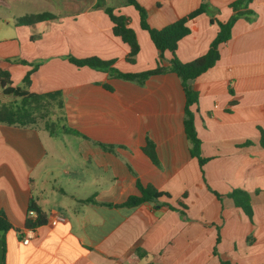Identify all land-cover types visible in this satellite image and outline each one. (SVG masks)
<instances>
[{
    "label": "crops",
    "instance_id": "1",
    "mask_svg": "<svg viewBox=\"0 0 264 264\" xmlns=\"http://www.w3.org/2000/svg\"><path fill=\"white\" fill-rule=\"evenodd\" d=\"M136 1L149 26L159 29L206 2L225 22L234 0ZM95 4L0 0V69L12 86L22 87L32 66L18 61L40 62L27 92L59 91L64 123L79 132L61 131L60 143L59 133L38 125L0 123V214L13 228L1 234L3 264H219L214 247L235 264H264V148L258 130H264V0H252L254 19L234 23L218 61L193 81L194 127L208 159L202 169L190 155L176 74L152 75L139 84L66 59L114 60L123 73L156 67L157 51L137 11L124 0H105L136 34L139 51L131 64L125 60L128 46L112 34L109 17ZM41 13L54 18L30 27L15 24ZM187 26L190 33L175 52L184 63L205 54L218 31L205 13ZM164 57L167 65L170 54ZM147 142L155 162L143 151ZM137 184L170 197L122 205L139 195ZM234 189L249 195L252 222L226 196ZM30 202L46 215V223L34 229L24 228Z\"/></svg>",
    "mask_w": 264,
    "mask_h": 264
},
{
    "label": "trees",
    "instance_id": "2",
    "mask_svg": "<svg viewBox=\"0 0 264 264\" xmlns=\"http://www.w3.org/2000/svg\"><path fill=\"white\" fill-rule=\"evenodd\" d=\"M125 5L132 6L138 13L139 26L142 30L146 31L149 38L157 51L156 67L140 73H123L113 67L114 60L105 61L97 57H88L83 59H77L72 56H67L66 59L77 67H89L91 69L101 71L109 76L117 77L127 81L137 82L142 84L148 77L152 75H161L165 73H174L181 81V85L184 91V118L183 128L184 133L191 143L190 155L197 159L200 169L208 161L204 158L200 150V140L197 137L194 127V112L191 107L197 103L198 92L195 89L194 84L189 85V80L194 81L198 76L205 73L212 68L219 59V46L220 44L228 41L230 38L231 28L234 23L243 18L247 21H252L255 17V13L248 8L252 0H234L228 7L231 9V15L225 22L217 20L215 17L216 9L211 10L210 5L201 3L199 7L189 12L188 14L176 18L169 22L162 28L156 29L149 26L147 23V11L138 4L136 0H124ZM96 7H103L104 12L109 17L112 23V34L119 37L127 46L128 52L125 56V60L128 63H134L135 56L139 51V44L136 34L133 29L129 27L128 18L124 15L117 14L113 8L105 6V0H96ZM205 13L209 16V22L211 24H217L218 31L215 37L209 44V47L205 54L189 61L181 62L176 57V49L178 42L190 33V29L187 26V22L196 17L199 14ZM54 16L50 13L30 14L24 15L16 19L15 24L18 26H34L35 24L53 19ZM165 52L170 54V58L165 64ZM22 64H29L32 66L31 70L27 72L22 80V87L12 86L9 73L0 69V91L2 95L12 98L8 103L0 104V123L7 125H13L18 127H29L38 124V120L46 119V130L53 133V125L56 123L58 128L67 133L79 135V132L68 127L64 123V117L61 114L63 108V102L61 93L59 91L48 92L44 94L29 93L26 87L30 83L31 73L39 66L40 62L27 63L19 60ZM51 114L55 115L54 120L47 119ZM259 130V143L264 148V130ZM252 143L247 141L244 145L249 146ZM144 153L152 160L155 159L154 146L152 143L147 142L143 149ZM139 195L129 197L122 205L129 207H136L145 202L156 201L160 197L169 198L170 195L165 192L156 190L150 185L137 184ZM218 199H221V195L214 192ZM232 199L234 205L242 210L247 216L250 222H252V208L250 203V197L244 190L234 189L226 195ZM178 205L185 209V205L181 202ZM173 209L172 206H169ZM29 210H34L36 216L34 218L28 217L24 223V228L34 229L42 226L46 223V215L40 210L39 207L33 202H30ZM180 215L183 216L184 212L180 210ZM13 229L8 223L6 217L0 214V240L2 232ZM252 237H248L247 242H251ZM219 242V235H217L216 243ZM213 254L218 257L219 264H235L229 259L222 257L214 247ZM138 257H143L145 252L137 253Z\"/></svg>",
    "mask_w": 264,
    "mask_h": 264
},
{
    "label": "rangeland",
    "instance_id": "3",
    "mask_svg": "<svg viewBox=\"0 0 264 264\" xmlns=\"http://www.w3.org/2000/svg\"><path fill=\"white\" fill-rule=\"evenodd\" d=\"M3 97H6V101H5V103H8L9 100L11 99L10 97H7V96H3ZM3 97L0 98L1 101H3V100H2ZM47 119H49V120H54V119H55V115L51 114L50 116H48ZM45 121H46V119L38 120V124H37V125H38L39 127H41V128H45V127H46V125H45ZM52 127H53L52 129H53V132H54V133H56V134L59 133V136H58V142L61 143L62 140H65L64 137H60V132H61V130L58 128V125H57L56 123H54V125H53ZM45 129H46V128H45Z\"/></svg>",
    "mask_w": 264,
    "mask_h": 264
},
{
    "label": "built area",
    "instance_id": "4",
    "mask_svg": "<svg viewBox=\"0 0 264 264\" xmlns=\"http://www.w3.org/2000/svg\"><path fill=\"white\" fill-rule=\"evenodd\" d=\"M28 217H30V218H34L35 216H36V213H35V211L34 210H28ZM28 234H32V232H31V230L30 231H28ZM28 238L27 239H25V240H22V242L24 243V244H27L28 243Z\"/></svg>",
    "mask_w": 264,
    "mask_h": 264
},
{
    "label": "water",
    "instance_id": "5",
    "mask_svg": "<svg viewBox=\"0 0 264 264\" xmlns=\"http://www.w3.org/2000/svg\"><path fill=\"white\" fill-rule=\"evenodd\" d=\"M187 83L189 85H192L193 81L189 80ZM0 264H3V241L2 240H0Z\"/></svg>",
    "mask_w": 264,
    "mask_h": 264
}]
</instances>
